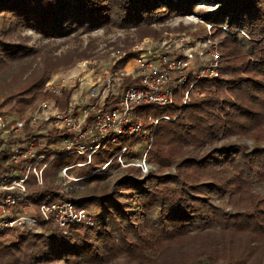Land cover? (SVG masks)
Instances as JSON below:
<instances>
[{"label":"trees","instance_id":"trees-1","mask_svg":"<svg viewBox=\"0 0 264 264\" xmlns=\"http://www.w3.org/2000/svg\"><path fill=\"white\" fill-rule=\"evenodd\" d=\"M212 1L219 3L220 7L214 13L205 15L206 18L218 28L222 24L227 25L229 32L221 40L223 52L219 76L204 78L197 84L216 89L227 86L234 101L225 102L224 106H229V109L225 110L224 116L216 110L218 100L213 96L193 100L183 107L175 105L157 111L155 115L179 113L174 119L158 121V137L154 146L160 139L162 144L158 152L155 147L150 152V156L157 161L165 150L162 147L171 143L177 146L173 148H178L180 144L196 145L201 140L217 138L220 134L246 132L257 141L264 140V0ZM193 5L195 0H0V12L8 15L17 25L26 23L47 37H55L70 34L72 26L96 28L116 23L139 27L145 25L146 19L162 18L157 13L163 10L155 11L160 6H165L171 13H183L187 9L191 11ZM147 30L146 27L141 30L142 34L148 33ZM47 78L41 79L30 90L38 89ZM46 96L41 92L34 97L41 99ZM38 99L19 100L18 111L34 105ZM139 109L148 112L153 106L142 105ZM238 153L239 157L236 158ZM170 156H173L172 152ZM223 162L230 164L227 166L234 171L231 178L223 177L220 169ZM57 165L53 163L48 168L47 177ZM88 170L89 167L83 166L78 172L86 174ZM255 176L264 180V145L247 151L244 146L231 142L201 156H183L177 161V173H148L140 179L131 174L124 175L118 179L121 186L145 189V184L149 183L148 189L159 206L156 225L152 222L149 227L148 224L142 225L146 228L144 233L137 230L139 221L128 214L129 210L117 207L115 200L111 203L103 200L109 194L73 198L72 201L78 206H84V201L90 197L100 205L96 213L98 221L84 235H72L74 241L70 242L55 227L50 234L35 233L12 244L0 242V264H34L51 258L65 259L68 254L77 255L80 252L88 256L101 254L100 248L106 251L105 239L112 238L108 216L114 218L121 236L122 248L119 251H128L130 259L146 260L145 251H154L163 239H172L178 232L182 233L189 216L206 215L211 211L215 215L220 213L216 212L217 206L205 198L214 193L215 183L224 184L225 181L243 196V192H246L243 188H247L248 180ZM155 179H158L156 183L163 185H150ZM230 219L232 228L248 235L253 241H264V196L253 200L251 208L232 213ZM135 234L137 236L133 237Z\"/></svg>","mask_w":264,"mask_h":264},{"label":"built area","instance_id":"built-area-1","mask_svg":"<svg viewBox=\"0 0 264 264\" xmlns=\"http://www.w3.org/2000/svg\"><path fill=\"white\" fill-rule=\"evenodd\" d=\"M219 66L220 52L209 37H143L127 51L110 47L51 74L40 88L47 96L25 110L0 111V233L93 224L96 213L68 195L90 175L78 169L93 167L94 156L109 147L101 168L119 163L150 170L146 155L159 119L178 115L155 114L185 106L200 80L219 76ZM140 137L146 143L138 155ZM58 159L66 161L54 168L56 185L48 188L46 173Z\"/></svg>","mask_w":264,"mask_h":264},{"label":"rangeland","instance_id":"rangeland-1","mask_svg":"<svg viewBox=\"0 0 264 264\" xmlns=\"http://www.w3.org/2000/svg\"><path fill=\"white\" fill-rule=\"evenodd\" d=\"M114 1L118 2V0ZM157 4L160 5V3ZM219 7L220 4L212 0H195V5L191 11L187 9L183 13H171L167 11L165 6H160L155 11L163 10L157 13L163 17L146 19L145 25L142 24L139 27L121 26L116 23H109L96 28L72 26L70 34L55 37H47L45 33L28 27L26 23L17 25L8 15L0 12V111L8 113L18 111L19 100L38 99L34 96L41 93V86L38 89L30 90V88L39 84L41 79L72 65L75 60L96 55L99 51H105L110 47L122 48L127 51L133 43L143 37L157 40L164 34L171 33L179 37L183 36L185 40L190 42L209 37L217 44L221 61L223 52L221 40L225 33L229 32L228 26L222 24L218 28L209 22L205 16L214 13ZM188 15H192V17L187 20L185 17ZM145 27L148 28V33L142 34L141 30ZM212 96L218 100L216 110H219L220 115L224 116L225 110L229 109V106H224L225 102L234 101V96L227 86L216 89L215 87L198 85L191 94L189 102ZM157 126L153 133V144L151 148L149 147L146 155V159L152 165L150 170L142 172L136 165L122 166L119 163H110L101 168V161L110 154L108 147L94 156L93 167H89L88 173H86L90 175L80 182L81 187L73 188L70 191L69 197L73 199L92 194L96 196L109 194L103 200L108 203L115 200L117 207L120 206V208L129 210L128 214L139 221L137 230L144 233L146 228H143L142 225L148 224L149 227V223L155 224L156 222L159 212L156 197L148 189L149 183L145 184V189L126 187L120 185L119 178L127 174L140 179L148 173L156 175L177 173V161L183 156H201L207 151L214 150L228 142L240 144L247 151L257 145H264V140L257 141L248 132L220 134L217 138L201 140L196 145L184 143L180 144L181 146L178 148H173L177 147L174 146L175 143L164 145L162 149L165 148V150L160 154L162 156L157 161L150 156L152 148L155 147L158 152V147L162 144L160 139L158 144L154 146L158 137ZM132 140L135 141L136 139L133 138L130 141ZM145 143L146 140L140 137L139 141L134 144L136 154H141ZM167 147L168 152L166 151ZM171 152L173 156H170ZM213 153L216 154L217 151ZM169 156L170 158H168ZM235 157L238 158L239 153ZM65 161L58 159L54 163ZM227 165L230 164L223 162L220 168L225 179L231 178L234 174L232 168ZM48 174V177L45 178V186H52L53 188L57 180L55 170H50ZM157 180L152 181L150 185L156 183ZM223 183H215L214 193L205 197L217 206L216 212L220 213L215 215L211 211L206 215L189 216L188 224L183 227L182 233L178 232L172 239H163L154 251H145L146 260L130 259L128 258V251H119L122 248L121 236L116 228L114 218L108 216V221L112 227V238L105 239L106 251L100 248L101 254L95 256H88L89 254L80 252L77 255L68 254L65 259L51 258L34 264H264V241H253L248 235L232 228V220L230 219L232 213L251 208L253 200L264 196V180H260L256 176L250 178L247 188H243L246 189L243 196L232 185L225 181ZM156 184L159 187L163 185L162 183ZM84 202L83 205L89 211L92 213L99 212L100 205L97 200L90 197ZM123 217L121 220L126 223ZM97 221L98 218L96 217L93 224L59 227L55 223H50L43 224L37 229L20 230L16 228L1 233L0 242L12 244L35 233L50 234L55 227H58L71 242L74 241L72 235H84L87 229ZM136 236L137 234L133 237Z\"/></svg>","mask_w":264,"mask_h":264}]
</instances>
